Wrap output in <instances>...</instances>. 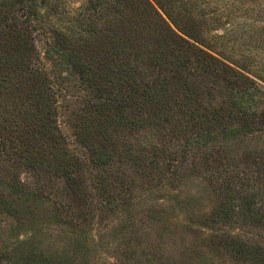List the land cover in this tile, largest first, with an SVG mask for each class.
Segmentation results:
<instances>
[{
    "label": "rangeland",
    "instance_id": "rangeland-1",
    "mask_svg": "<svg viewBox=\"0 0 264 264\" xmlns=\"http://www.w3.org/2000/svg\"><path fill=\"white\" fill-rule=\"evenodd\" d=\"M21 1L7 2L5 16L1 17L0 40L18 44L14 42L18 36L27 39L29 48L35 50L30 57L32 66L44 75L37 87V98L23 95L27 89L31 94L35 91L26 83L14 104L21 105L19 110H31V117L38 112L47 113L46 104H51L54 109L50 119L57 127L53 136L59 145L57 149L50 145L44 148L48 156L54 154L35 172L42 191L22 195V207H17L15 214L9 207L11 200L6 198L8 192L13 193L10 176L16 165L0 161V264H32L38 254L48 251L58 257L53 264L59 260L69 264H251L224 244L222 238L238 235L245 244L264 248V226L260 222L257 225L213 220L223 204L237 202L246 190H256L246 183L226 185L222 163L234 157L242 169H249V161H257L264 150V127L253 135L223 141L226 148L217 149L219 154L207 160L200 157L196 167L193 158L181 165L175 154L190 131L184 119L174 123L177 129L170 136H165V132L156 136L155 130L118 126L115 122L109 124L115 106L104 105L102 98L95 97L90 82L82 80L69 65L63 48H67V43L77 44L76 32L83 31L89 37V30L109 25L105 20L104 24L97 22L99 6L91 3L97 0H36L41 15L33 20L26 19L27 8L23 6L28 4L22 6ZM174 2V8L168 7V11L179 29L190 32L195 41L188 40L213 55L184 51L175 69L167 66L179 52L172 55L165 43L162 52L158 51L162 71L173 77L172 83L180 86L183 93L186 80L193 84L198 96L193 101L199 109L196 116L201 114L206 122L213 118L222 125L228 117L221 118L219 114L238 113L240 109L235 104L243 100L237 90L249 86L242 74L261 88L250 105L263 107L264 0ZM139 8L143 16H148L143 7ZM158 10L166 18L159 7ZM106 13L113 14L111 10ZM153 28L147 38L153 32L161 36L160 27ZM9 45H3L4 52L12 49ZM51 48L53 59L47 57ZM82 55L86 56L87 51ZM3 62L0 72L5 70ZM41 97V107H35ZM30 124V139L43 151L46 142L38 131L36 117ZM214 128L216 132L223 129L216 125ZM96 142L103 143L100 151L119 160L104 166L95 162L92 146H97ZM21 172L22 181L31 179L30 172ZM221 172L219 179L216 176ZM29 237L36 238L31 247L35 248L34 255L30 257L25 248L13 253L9 262L7 254L19 247L16 240Z\"/></svg>",
    "mask_w": 264,
    "mask_h": 264
},
{
    "label": "trees",
    "instance_id": "trees-1",
    "mask_svg": "<svg viewBox=\"0 0 264 264\" xmlns=\"http://www.w3.org/2000/svg\"><path fill=\"white\" fill-rule=\"evenodd\" d=\"M8 1L13 0L0 1V26H2L1 17L5 16L3 13ZM153 1L168 20L159 12L158 7L151 0H110V2L97 0V2H91L99 6V12L102 14L97 17V22L104 24L105 20L109 22V25L93 31L89 30V37H85V33L79 30L76 32L77 44L67 43L65 44L67 48H63V50L67 53L66 58L69 65L75 68L82 80L90 82L94 96L98 99L102 98L104 105L113 104L115 106L116 111L110 121H107L109 124L115 122L118 126L155 130L156 136L161 135L162 132H165V136H170L171 132H175L174 128L177 129L174 123L176 125L179 120L184 119L190 126V131L188 135L183 137L181 149L175 155L181 165L187 159L193 158L195 161L193 165L196 167V162L200 157L205 156L204 159L207 160L216 153L219 154L217 149L226 148L223 141L238 140L242 136L253 135L260 131L261 127H264V106L259 105L254 108L250 105V102H254L255 96L261 92V88L256 82L242 74L245 83H249V86L237 90L238 93L240 92V99L243 100V102L235 104L240 109L238 113L231 112L228 116L219 114L221 118L228 117L221 122L222 125H218L213 118L206 122L201 114L196 116L195 112L199 109L193 106V101H197L198 96H195L193 84L186 80L185 93H183L180 86L175 85V82L172 83L173 77H169L170 74H165L162 71L158 61L160 58L158 51L162 52L164 47L162 43H165L166 49L172 55L176 51L179 52L178 55L174 56L177 59L170 61L167 66V68L174 67L175 69L179 67L178 63L181 60L179 57L184 51H191L194 53L193 55L198 53L210 57L213 55L208 54L203 48L188 40V38L195 39L190 32H182L179 29L175 19L168 11V7L174 8V0H165L164 3L161 0ZM20 3L22 6L28 4L23 6L27 8V20L40 17V6L36 0H22ZM139 5L148 12V16H145L146 13L143 16L139 12ZM105 10H111L113 14L109 15ZM153 27H160L161 36L153 32V35L147 38V33L153 31ZM10 41L2 43L0 40V62L4 61L2 65L5 67V70L0 72V161H12V165H16V170L10 176V178L12 177L10 188L13 193L8 192L7 198L1 196L6 200H11L9 207L13 211L12 214H15L18 212L17 207L20 209L22 207V195L31 192L39 194L42 191L41 186L38 185V178H35V172L40 166H43L44 160L49 161L53 158L49 157L54 153L48 156L44 148L50 145L57 149L59 144L54 141V130H57V127L50 119L54 109L51 104H46L47 113L38 112L34 116L38 131L46 142L43 151L36 148L30 139L32 127L30 121L34 119L28 114L31 110H19L21 105L14 103L18 100L19 90L22 93L25 89L23 84L26 83H29L30 88L31 85L34 86L35 91L32 90L31 94V91L26 88L27 91L23 95L37 98V87L40 85L41 76L44 73L39 68L32 66L33 59L30 57L35 54V50L29 48L31 46H29L27 39L18 36L14 41H18V44ZM8 43L12 49L7 48L4 52L2 47ZM85 51H87V55L83 56L82 53ZM47 57L51 59L55 57L52 48L47 50ZM225 66L229 68V66ZM47 87L49 86H45V89ZM104 95L106 96L104 97ZM3 99L5 106L1 107ZM41 105L42 97L39 98L35 107L40 108ZM125 111L128 112L127 116L123 115ZM22 112L26 114H22ZM210 122L213 125L209 126ZM214 125L218 129L220 127L223 129L216 132ZM103 138L104 141L107 140V136ZM102 145L101 142L97 146L91 144L92 151L95 153V162L102 166L111 163L114 165L119 157L100 151ZM226 146L229 147L227 144ZM248 157L251 156L247 155ZM256 158L258 160L251 162V164L249 161V169L247 170L242 169L239 163H235L234 157H230L227 163L223 161L222 165L226 175L223 181L226 185H230L232 182L240 185L246 183L247 187H250L249 184H251L256 187V190L253 192L246 190L237 202L223 204L221 210L215 212L213 220L215 223L234 220L257 225L260 222L261 226H264V150ZM23 170L30 172L32 180L22 181L20 179ZM221 174L222 172L215 176L220 179ZM17 194L21 196L16 197ZM236 236L238 235L228 234L226 238H222L225 241L224 244L226 243L236 254L251 264H264V248L249 246ZM34 239L36 238L17 239L15 244L19 247H15L7 254L9 262L11 256L14 255L13 253L18 254L19 250L25 248L30 251V257H32L35 249H31ZM45 253L38 254V258L33 259L34 263L32 264H53L56 261V253L51 254L50 251ZM57 264H69V262L59 260Z\"/></svg>",
    "mask_w": 264,
    "mask_h": 264
}]
</instances>
